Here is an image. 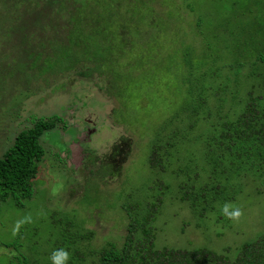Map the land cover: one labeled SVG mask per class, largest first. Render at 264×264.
Instances as JSON below:
<instances>
[{"label":"rangeland","instance_id":"obj_1","mask_svg":"<svg viewBox=\"0 0 264 264\" xmlns=\"http://www.w3.org/2000/svg\"><path fill=\"white\" fill-rule=\"evenodd\" d=\"M132 3L136 8L143 4V15L121 17L127 21L126 44L118 35L113 38V73L124 88L119 94L106 88L111 84L106 78L72 80L27 66L19 69L16 62L22 61L25 46L8 44L13 46L9 55H0V155L15 133L38 116L60 114L66 126L45 131L40 138L45 152L32 196L0 201V264H54L51 256L59 249L68 252L64 264H90L88 256L75 260L68 251L65 240L73 223L93 229V248L108 240L120 244L127 230L121 205L136 199L131 190L140 189L141 194L148 185L154 186V196L162 197L153 222L156 247H205L233 255L243 242L264 232V176L242 179L232 197L201 212L179 199L178 179L147 163L150 134L182 102V72L188 63L196 69L206 65L207 73L215 71L219 80L227 75L240 79L242 90L264 78V0ZM124 10L122 6L118 11ZM210 73L204 85L217 78ZM122 109L127 121L119 122L115 115ZM120 136L131 140L127 157L116 161L121 172L94 175L99 158ZM192 136L186 148L196 150L198 157L203 138ZM161 181L169 184L167 190L158 186ZM237 209L239 215H229Z\"/></svg>","mask_w":264,"mask_h":264},{"label":"trees","instance_id":"obj_2","mask_svg":"<svg viewBox=\"0 0 264 264\" xmlns=\"http://www.w3.org/2000/svg\"><path fill=\"white\" fill-rule=\"evenodd\" d=\"M132 1L3 0L0 25L6 26L0 27V55H9L13 46L8 44H16L15 49L25 46L22 61L16 62L19 69L27 66L39 73L64 74L72 80L106 78L111 83L106 88L119 94L124 88L113 73L117 55L113 38L118 35L117 39L126 44L127 21L121 17L128 20L129 16L143 15V4L136 8ZM122 6L125 10L119 13ZM204 67L196 69L195 64H187L186 72H182V102L147 140L149 167L178 179L179 199L201 212L215 208L217 200L232 197L242 186V179L264 176V89L257 88L260 83L264 86V78L242 90L240 79L227 75L219 80L214 71L208 73L217 78L212 77L211 83L204 85L208 75ZM230 82L233 85L228 89ZM73 103L74 100L72 106ZM125 114L122 109L115 116L124 122ZM64 121L57 113L41 115L15 133L0 155V201L32 196L38 163L45 152L40 138ZM195 129L198 133H194ZM193 134L203 138L196 148L198 157L196 150L188 151L185 144L194 139ZM130 149V138L120 136L110 151L99 158L93 174H119L121 168L116 161L126 158ZM162 182L158 186L167 190L169 184ZM153 190L151 185L141 194L140 189H133L131 195L136 199H126L121 205L127 230L120 244L108 240L93 248V229L70 224L74 229L65 243L71 257L79 260L88 256L90 264H264V232L243 242L233 255L205 247H156L153 222L162 197L154 196Z\"/></svg>","mask_w":264,"mask_h":264},{"label":"clouds","instance_id":"obj_3","mask_svg":"<svg viewBox=\"0 0 264 264\" xmlns=\"http://www.w3.org/2000/svg\"><path fill=\"white\" fill-rule=\"evenodd\" d=\"M229 215L237 216L239 215V210L229 213ZM51 259L54 261V264H64V261L68 259V252L64 249L55 250L51 256Z\"/></svg>","mask_w":264,"mask_h":264},{"label":"flooded vegetation","instance_id":"obj_4","mask_svg":"<svg viewBox=\"0 0 264 264\" xmlns=\"http://www.w3.org/2000/svg\"><path fill=\"white\" fill-rule=\"evenodd\" d=\"M72 116H73V115H72ZM74 124H75V123H74ZM76 124H77V123H76ZM59 126L62 127V124L58 125V127H59ZM76 126H77V125H76ZM88 129H89V128H88Z\"/></svg>","mask_w":264,"mask_h":264}]
</instances>
